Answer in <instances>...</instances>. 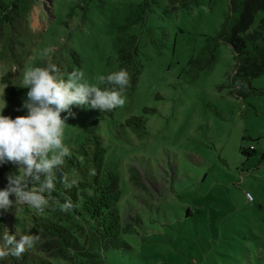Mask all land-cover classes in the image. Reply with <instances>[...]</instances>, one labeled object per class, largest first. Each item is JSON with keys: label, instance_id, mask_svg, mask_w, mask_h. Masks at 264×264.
Segmentation results:
<instances>
[{"label": "rangeland", "instance_id": "374dc122", "mask_svg": "<svg viewBox=\"0 0 264 264\" xmlns=\"http://www.w3.org/2000/svg\"><path fill=\"white\" fill-rule=\"evenodd\" d=\"M229 16V0H189L186 6L169 0H35L9 37L0 29L4 108H15L5 98V78L21 86L29 67L55 65L62 76L77 71L103 88L99 77L119 66V28L127 25L123 35L137 37L140 73L123 91L124 104L113 116L82 108L64 130L70 152L97 121L119 171L124 244L106 248L104 264H264V94L232 92L235 60L227 42L219 43L206 68L194 72L189 64ZM262 19L264 9L249 30ZM251 86L264 91V73ZM137 115L143 129L124 126ZM251 145L259 153L243 154L241 148ZM131 167L146 188L132 184ZM8 174L23 175L17 167ZM13 206L7 230L17 239L38 237L25 250L29 255L75 264L57 255L59 248L46 244L55 238L37 226L49 204L40 211Z\"/></svg>", "mask_w": 264, "mask_h": 264}, {"label": "trees", "instance_id": "16d2710c", "mask_svg": "<svg viewBox=\"0 0 264 264\" xmlns=\"http://www.w3.org/2000/svg\"><path fill=\"white\" fill-rule=\"evenodd\" d=\"M169 1L172 4L179 3L180 6H186L189 2V0ZM229 1V19L222 24L217 35L205 38L206 43L201 48L200 54L192 58L189 64L194 72L206 68L214 61L219 43L227 42L233 50L235 60L233 75L230 79L232 92L240 97H245L252 92L264 94V91L251 86V80L264 73V19L252 31L249 30L255 14L264 9V0ZM34 2L35 0H0V29L3 28L9 34L8 37L15 30L16 19L26 17ZM126 28L127 25L119 28L121 33L117 37L119 66L117 70H114L125 69L129 73V83L124 90L135 85L140 73L135 59L137 37L133 34L124 36L123 32ZM62 77L67 78L66 75ZM4 84H6L5 98L8 103L14 104L15 108L6 107L2 114L12 118L24 115L26 110L21 109V104L26 99L27 89L11 83L10 78H5ZM104 87L118 88L120 86L105 81ZM71 110L75 115L70 116L69 120H73L82 107L72 106ZM114 111L115 108L102 112L113 116ZM61 115L63 116L64 113ZM98 126L97 121L91 122L85 128L83 141L63 158L61 165L53 169L54 188L45 189L42 193L49 201V214L47 217L37 218V226L47 235L55 238L47 241L46 244L50 247H58L57 255L70 258L75 264H104L105 249L119 248L124 244L120 240L121 213L118 207L122 197L120 175L109 158L104 140L98 132ZM124 126L143 129V116L127 118ZM241 151L247 156L259 153L253 145L249 148L242 147ZM260 159H264V153H261ZM16 167L11 162L0 165V188L7 185L5 177ZM129 172L130 181L136 188H146L134 167H131ZM44 180L45 176L41 173L38 182L29 179L28 184L31 188H37L43 184ZM9 198L13 199L12 196ZM65 198L70 199L73 207L70 211L61 212L59 204L64 203ZM13 210L14 206L8 211L0 210V237L5 233L14 235L6 228ZM131 226L132 224L128 223L124 230L130 231ZM76 228L79 230H74ZM81 234L86 235L84 243L80 242ZM2 260L6 264H58L29 255L26 251L19 257L8 255Z\"/></svg>", "mask_w": 264, "mask_h": 264}, {"label": "clouds", "instance_id": "9594fccd", "mask_svg": "<svg viewBox=\"0 0 264 264\" xmlns=\"http://www.w3.org/2000/svg\"><path fill=\"white\" fill-rule=\"evenodd\" d=\"M99 80L120 87L90 85L77 71L64 78L57 74L55 65L29 67L23 72L20 86L27 89L26 99L21 104L26 113L15 118L3 115L6 105L4 100L0 101V165L11 162L17 166L18 172L23 173L7 175V185L0 188V210L8 211L15 203L27 204L40 211L49 204L42 193L54 188L53 169L69 154L63 141L67 120L75 115L72 106L101 112L125 102L122 93L129 83V73L125 69L101 75ZM41 173L45 176L43 184L29 189L28 180L38 182ZM72 207L67 198L59 204L61 212L70 211ZM37 239L31 234L21 235L19 239L15 235L3 234L0 237V260L8 255L19 257L26 249H31Z\"/></svg>", "mask_w": 264, "mask_h": 264}]
</instances>
